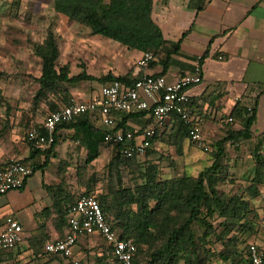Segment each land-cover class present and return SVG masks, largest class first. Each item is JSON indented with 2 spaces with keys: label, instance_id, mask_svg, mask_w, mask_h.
Listing matches in <instances>:
<instances>
[{
  "label": "crops",
  "instance_id": "0c3cea01",
  "mask_svg": "<svg viewBox=\"0 0 264 264\" xmlns=\"http://www.w3.org/2000/svg\"><path fill=\"white\" fill-rule=\"evenodd\" d=\"M152 1L151 20L161 31L165 43L154 56L148 72L162 74L172 82L191 72L194 60L202 57V82L189 87L186 95L201 117L205 143L212 146L228 131H241L243 120L236 113L233 117V110L253 108L250 138L239 140L235 146L227 145L226 152L239 160L250 159L254 146L261 143L264 155V2ZM87 47L95 53L87 51L83 70L79 72L71 66L70 76L81 72L95 78L109 73L115 77L128 72L135 75V65L144 54L102 36H91ZM40 75L41 65L36 80ZM101 87L98 82L82 81L66 89L70 99L89 101L98 97ZM237 98H240L239 103ZM6 111L5 107H0V167L11 161L24 162L33 166V174L25 179L22 189L0 196V226L6 217H12L21 225L23 242L19 248L29 257L33 254L26 240L32 235H45V242L64 237L67 224L55 221V205L63 208L71 202L70 199L81 197L74 196L76 191L85 192L77 172L80 169L89 172L105 154L109 161L115 146L103 141L105 128L84 116L59 126L55 132L56 142L50 150L33 152L25 142L28 129L20 124L21 115L7 114ZM227 119L233 122L227 123ZM27 120L29 115L24 118ZM116 121L123 130L140 133L151 123V115L148 112L118 113ZM40 122L41 125L44 121ZM177 122L178 119L171 117L149 149L156 156L171 141L174 150L183 158L181 175L196 177L191 172L198 175L207 167L205 161L210 157L190 144L188 135L180 130ZM180 136L183 139L179 144L176 138ZM93 153H97V158L87 165L86 159ZM155 163L160 164L159 161ZM44 210L49 211L45 216L42 214ZM102 240L101 237L79 239L71 259L63 260L66 264H96L95 258L104 257L101 264H116L109 246ZM27 262L23 264H30Z\"/></svg>",
  "mask_w": 264,
  "mask_h": 264
},
{
  "label": "trees",
  "instance_id": "16d2710c",
  "mask_svg": "<svg viewBox=\"0 0 264 264\" xmlns=\"http://www.w3.org/2000/svg\"><path fill=\"white\" fill-rule=\"evenodd\" d=\"M152 2L53 0V9L68 21L87 28L91 36H102L124 47L156 56L165 42L161 31L151 20ZM32 53L41 60V75L36 80L38 89L33 104L44 101L52 112L63 107L70 99L67 86L82 81L98 82L102 86L113 83L128 86L138 78L131 72L119 77L109 73L105 77L95 78L85 72L70 76L68 64L57 67L59 49L51 31L43 43L32 47ZM49 96L57 97V100ZM186 107L191 116L199 115L190 99ZM235 113L243 120L241 131H228L220 141L209 145L212 163L196 177L181 175L161 181L159 164L148 159L152 155L150 149L142 158L127 159L120 155L118 146L114 147L105 167L106 191L96 199L111 228L119 233V238L134 243L136 250L131 264H209L215 260L238 264L246 246L240 252L243 240L256 231V215L250 203L259 196V188H264V155L261 153V143L256 144L250 153L254 165L250 184L240 195L219 193L218 186L227 173L226 146H234L239 140L250 138L254 114L249 116L246 110L237 108L232 112L233 117ZM177 123L180 130L188 135L189 126L179 120ZM182 139L183 136L176 138L177 143L180 144ZM95 158L97 153L88 155L86 164ZM77 173L85 189L82 196H89L90 181H84L88 180L87 170L80 169ZM73 199L63 208L55 205V221L67 224V210L76 201ZM48 213V210H44L42 214L45 216ZM195 227L201 229L199 235ZM46 239L45 235L35 234L26 240L32 254L35 257L47 255L51 259L61 258L44 251ZM217 244L219 251L213 249ZM12 252H0V264L4 257L12 259ZM104 260V257L96 258L95 262L101 264Z\"/></svg>",
  "mask_w": 264,
  "mask_h": 264
},
{
  "label": "built area",
  "instance_id": "2783aa9c",
  "mask_svg": "<svg viewBox=\"0 0 264 264\" xmlns=\"http://www.w3.org/2000/svg\"><path fill=\"white\" fill-rule=\"evenodd\" d=\"M153 61V54L144 53L135 65V75L138 78L128 86L120 83L104 85L98 97L89 101L69 99L63 107L51 112L41 125L29 128L25 142L33 151H47L55 143V132L59 126L87 116L91 122L105 128L103 141L118 146L121 156L127 159L142 158L151 147V140L163 130L171 117H175L189 126L190 144L210 155L211 149L205 143L200 125L201 117L191 116L186 107L189 103L187 89L202 82V57L194 60L191 72L172 82H168L163 75L148 72ZM236 102L239 103L240 98ZM143 112L150 113L151 123L140 133L128 132L118 126L116 114ZM246 113L252 116L253 108H247ZM231 122L232 119H227V123ZM211 163L209 158L206 165L210 166ZM32 174L33 166L18 161H11L0 167V196L22 189L25 179ZM84 237H101L118 264L132 263L136 250L134 243L119 238L94 196L76 199L67 210V232L64 237L45 242L44 251L64 260L71 259L73 248ZM22 242L21 225L12 217H6L4 224L0 226V252L16 251ZM238 264H264L263 248L248 243Z\"/></svg>",
  "mask_w": 264,
  "mask_h": 264
},
{
  "label": "rangeland",
  "instance_id": "374dc122",
  "mask_svg": "<svg viewBox=\"0 0 264 264\" xmlns=\"http://www.w3.org/2000/svg\"><path fill=\"white\" fill-rule=\"evenodd\" d=\"M49 31L54 34L59 49L57 67L68 64L69 68L72 66L73 70L82 71L85 55L89 51L88 40L91 38L87 28L56 14L53 9V0H0V107H5L7 114L21 115L23 120L20 124L26 129L40 125L38 122L42 123L52 112L44 101L37 105L33 104L38 89L35 76L40 70L41 60L34 56L32 47L43 43ZM89 52L90 54L95 53L91 48ZM49 97L57 100V97ZM26 113L29 115V120L24 121V118L28 116ZM168 144L156 156L149 155L148 157L152 162L159 161L161 180L177 178L183 171V158L181 159L174 150L171 141ZM106 156L107 154L99 158L94 168L88 172L86 176L88 180H84L88 183L90 181L91 191L87 193L89 196L98 197L106 191L105 167L109 162ZM226 157V178L218 186V191L227 196L240 195L250 184L254 170L253 162L245 157L239 160L227 152ZM206 162L208 160L205 164ZM168 168L169 170H166ZM191 174L197 176L194 172ZM82 188H84L83 185ZM259 191H261L259 196L250 203L256 215L254 218L256 231L246 240L242 239L243 245L240 252L248 243L264 249V188L260 187ZM84 193L76 191L74 196L77 197ZM214 224L217 225V222ZM195 231L198 235L201 233L199 227H195ZM213 249L219 251L220 246L217 244ZM38 260L45 262L40 263ZM24 261H29L27 263L30 264H36L35 261H38V264H66L61 258L51 259L47 255L27 257L19 247L12 252V259L4 257L2 264H23ZM209 264H231V262L215 260Z\"/></svg>",
  "mask_w": 264,
  "mask_h": 264
}]
</instances>
